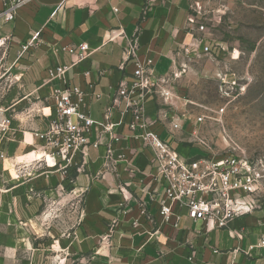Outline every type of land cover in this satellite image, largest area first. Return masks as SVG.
<instances>
[{
    "label": "crops",
    "instance_id": "crops-1",
    "mask_svg": "<svg viewBox=\"0 0 264 264\" xmlns=\"http://www.w3.org/2000/svg\"><path fill=\"white\" fill-rule=\"evenodd\" d=\"M211 11L217 14L220 8ZM208 13L193 0H37L20 9L14 21L0 19V50L9 72V84L0 86V153L8 156H0V264H264V247L247 254L264 234L262 205L231 227L206 233L189 217L178 228L175 215L164 223L146 191L157 173L152 152L129 136L126 121L117 129V142L100 125L121 79L133 77L137 58L153 60L158 76L185 66L173 85L172 105L158 94L147 97V127L184 157L211 152L205 142L215 141L208 126L218 109L208 86L214 84L218 92L224 47ZM34 36L37 44L21 57L22 45ZM135 42L137 57L126 58ZM82 43L89 55L73 65L76 56L68 48ZM62 65L71 66L65 79L86 92L98 124L90 134L87 163L73 179L79 214L59 245L51 247L40 235V227L49 225L43 198L62 186L65 176L57 169L43 173L28 167L25 172L34 173L25 178L11 173L37 151L34 130L46 128L41 112L49 111L52 92L64 80L49 70ZM124 108L121 100L114 122L122 120ZM176 116L182 117L179 128L172 124ZM7 117L11 124L4 130ZM9 162L21 165L13 168Z\"/></svg>",
    "mask_w": 264,
    "mask_h": 264
},
{
    "label": "built area",
    "instance_id": "built-area-1",
    "mask_svg": "<svg viewBox=\"0 0 264 264\" xmlns=\"http://www.w3.org/2000/svg\"><path fill=\"white\" fill-rule=\"evenodd\" d=\"M37 0H0V19L12 22L23 7L29 6ZM200 30L205 26L201 25ZM37 37L31 38L22 45L19 55L34 47ZM2 44V40L0 41ZM137 42L125 51L126 58L137 57ZM69 52L76 56L73 65L84 61L89 55V46L82 43L78 46H70ZM187 51H189L187 49ZM209 52V46L204 48ZM133 77L124 76L113 99V104L104 112L103 131L112 135L117 142L121 139L118 127L127 122L129 135L133 139L142 141L143 146L152 152L153 161L158 163L157 173L154 175V186L146 191L150 195L152 203L158 207V213L164 223L171 221L175 215L177 221L175 227L181 225L183 217H189L193 221L202 223L201 232H209L215 228H229L240 217L253 213L261 207L259 195L264 184V168L261 163L251 160L249 157L234 153L230 150L216 152L210 144L206 145L211 152L198 157L187 158L182 156L161 136L150 131L146 122L145 102L149 95L158 94L164 101L172 105L171 100L175 97L173 85L175 81L187 71L183 66L180 70L165 76H158L154 72L153 60L145 62L137 58L135 61ZM71 66L62 65L56 69H50L51 75L64 78L59 86L55 87L51 99L49 111L42 110L45 117L46 128L34 130V136L39 140L37 151L42 152L40 159L22 163L24 166L13 164L14 179L32 175L27 174L25 168L34 171L51 173L57 169L63 175L72 174L74 171L81 172L87 163L90 142V134L96 121L91 117L87 101V94L81 87H71L65 79L66 73ZM221 89L230 84L227 74H219ZM233 86L235 83H232ZM121 100L125 102V108L121 111L122 120L114 122L113 116ZM225 107H221L217 114H222ZM204 116L199 117L201 121ZM212 120L220 121L213 116ZM182 117L172 119L174 128L180 127ZM3 129L11 124V118L4 119ZM100 141L94 142L100 146ZM114 142L107 150V156L113 152ZM32 153V152H31ZM3 160L8 156L1 152ZM49 157L52 162L50 163ZM36 161L41 162L37 164ZM35 162V163H33ZM34 173V172H33ZM144 211L147 207L144 205ZM185 210V211H184ZM264 247V234L257 244L251 245L247 254L257 248Z\"/></svg>",
    "mask_w": 264,
    "mask_h": 264
},
{
    "label": "rangeland",
    "instance_id": "rangeland-1",
    "mask_svg": "<svg viewBox=\"0 0 264 264\" xmlns=\"http://www.w3.org/2000/svg\"><path fill=\"white\" fill-rule=\"evenodd\" d=\"M193 2L196 8L208 10L207 16L213 19L210 27L224 47L222 75L227 74L226 79L230 81L223 89L219 87L218 92L214 84L208 86L217 109L225 107L222 114L211 112L213 117L220 119L209 123L208 129L215 136L211 146L216 152L230 150L245 155L264 168V0ZM215 6L220 8L217 14L211 11ZM252 45H255L254 50H251ZM3 54L0 50V86H7L9 72ZM64 176L63 185L58 183L55 190L43 198L49 225L40 227V235L41 241L48 242L51 247L59 245V240L79 214L73 179L71 174ZM259 200L264 207V184Z\"/></svg>",
    "mask_w": 264,
    "mask_h": 264
},
{
    "label": "bare ground",
    "instance_id": "bare-ground-1",
    "mask_svg": "<svg viewBox=\"0 0 264 264\" xmlns=\"http://www.w3.org/2000/svg\"><path fill=\"white\" fill-rule=\"evenodd\" d=\"M39 153H41V154H43L42 152H32V153H30V155H29V162H31V161H33V160H36V159H38V154ZM37 156V157H36ZM42 157V156H41ZM49 159V161H50V163L52 162V159H51V157H49L48 158ZM10 163V165L12 166V164H11V162H9ZM13 167V166H12ZM14 174H15V170H14Z\"/></svg>",
    "mask_w": 264,
    "mask_h": 264
},
{
    "label": "trees",
    "instance_id": "trees-1",
    "mask_svg": "<svg viewBox=\"0 0 264 264\" xmlns=\"http://www.w3.org/2000/svg\"><path fill=\"white\" fill-rule=\"evenodd\" d=\"M255 49V45H252L251 47V50H254ZM77 175V171H74L72 174H71V179H74Z\"/></svg>",
    "mask_w": 264,
    "mask_h": 264
}]
</instances>
